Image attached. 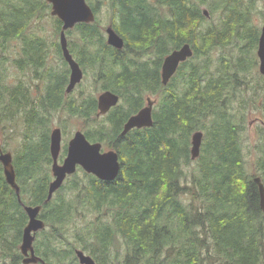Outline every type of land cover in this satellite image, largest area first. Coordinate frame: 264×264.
<instances>
[{
  "label": "trees",
  "instance_id": "16d2710c",
  "mask_svg": "<svg viewBox=\"0 0 264 264\" xmlns=\"http://www.w3.org/2000/svg\"><path fill=\"white\" fill-rule=\"evenodd\" d=\"M254 1L86 0L94 21L64 34L67 51L82 70L96 71L101 90L119 95L99 124L89 91L82 90L78 102L72 97L49 102L61 80L49 82L54 90L48 89L38 105L19 86L0 92V123L24 125L12 163L22 204L40 207L44 228L33 246L46 264H79L76 249L95 264H264V214L253 182L259 177L264 185V137L259 157L255 147L254 156L242 151L250 116L264 120L259 117L264 116L263 79L252 83L249 75L252 59L258 67L262 27L253 23ZM102 6L123 39L121 50L106 44L97 17ZM49 10L45 0H0L1 76L6 64L29 71L45 64L50 48L60 54L61 22ZM49 16L51 41L33 26ZM259 16L264 20L263 7ZM14 40L20 55L15 61ZM184 43L192 57L161 85L163 58ZM147 97L157 98L152 126L119 137L122 124ZM58 109L83 121L80 131L89 142L106 148L109 143L120 171L113 181H102L78 168L45 202L51 181L47 116ZM36 131L41 133L34 142ZM196 131L202 132V143L198 158L191 160ZM0 152L8 151L0 146ZM247 157L257 158L253 176ZM27 220L0 163V264H22L19 245Z\"/></svg>",
  "mask_w": 264,
  "mask_h": 264
},
{
  "label": "water",
  "instance_id": "95a60500",
  "mask_svg": "<svg viewBox=\"0 0 264 264\" xmlns=\"http://www.w3.org/2000/svg\"><path fill=\"white\" fill-rule=\"evenodd\" d=\"M51 5V16L57 17L62 22V31L60 33V45L63 56L69 64L70 77L66 86L65 93L71 92L76 84L80 83L83 78V71L79 65L72 59L66 48V39L64 32L72 29L79 23H91L95 16L86 3V0H45ZM264 10V2H263ZM205 16H208L206 10L203 11ZM106 44L121 50L123 48V39L114 31L111 26L105 29ZM193 50L188 43H184L178 49L167 54L161 66V83L166 85L168 80L176 72L180 63L191 58ZM256 55L259 60V72L264 76V21L261 27V33L258 39ZM98 116L104 115L108 110L117 105L119 101L118 95L111 91H103L98 95L97 99ZM154 101L147 98V105L140 109L136 114L130 116L123 126L121 135H125L131 129H141L151 127L152 107ZM203 134L201 131H196L191 135L190 159L195 160L200 153ZM61 148V133L58 128L50 133L49 152L52 159L51 172L53 180L49 183L47 197L45 202L49 201L53 193L60 188L66 177L75 173L77 166L87 173L95 176L102 181H113L119 171L120 162L115 151L109 150L101 152L102 146L99 142H89L85 135L77 130L73 133L71 139L67 143L66 156L61 164H58L57 159ZM0 163L2 165L3 174L6 183L13 189L16 194L18 203L23 207V210L28 218L26 225L22 231L21 243L19 250L22 258V264H46L34 252V240L38 231L44 228V222L38 218L40 207H32L22 204L19 196V187L16 183V173L12 163V155L10 152H0ZM253 182L256 184L259 194V208L264 214V185L259 177H254ZM74 254L79 264H95L94 260L80 249L74 250Z\"/></svg>",
  "mask_w": 264,
  "mask_h": 264
},
{
  "label": "rangeland",
  "instance_id": "374dc122",
  "mask_svg": "<svg viewBox=\"0 0 264 264\" xmlns=\"http://www.w3.org/2000/svg\"><path fill=\"white\" fill-rule=\"evenodd\" d=\"M263 1L264 0H255L253 4V15H252V18H254L253 23L256 26H259V28L263 22V17L259 16V11L262 8ZM96 2L97 0H92V3H96ZM97 17L101 22L102 29L105 34V29L107 28V26H111V16L109 13H107V11H105V7L102 6V9L98 12ZM33 26L35 28H41L40 34L43 35L46 39H49L50 41L52 40L53 33H54L53 32V29H54L53 18H50V16L45 17L39 21L33 22ZM50 49L52 51L50 53V58L47 63V69H49L52 73H56L58 70L61 69V65L59 64L57 67H55L54 63L57 61L54 60V56L56 55L54 54L53 48H50ZM5 69L6 71L4 73L6 74V76L4 77L0 75V92L1 93L3 92L5 87H7V85L9 87H12V80L14 81V83H17V81H21V79H24V77L21 76L20 74L16 75V72L12 70V65L6 64ZM94 74L97 75L96 71H89V72L84 71L82 82L80 83L78 90L75 89L74 91L75 93L73 94L76 95L77 93H79L80 95V92H82V90H86V91L91 92L93 97L97 99L98 95L103 92L101 90L102 81L97 80L96 76H93ZM249 75H252V78L250 77L252 83H258V78L260 77L258 73V67L256 70L255 69L252 70L249 73ZM27 77H28L27 84L32 86L31 91L36 92L37 95L39 93H42L43 90H39V88L38 89L35 88V85H38L42 89L41 82L31 80V77L29 74L27 75ZM260 92L264 94V90H260ZM68 97L70 96H65L64 99ZM254 116L255 115L252 114V116H250V119L248 120V127L244 134V143L242 146V151L247 152L251 150V154L252 156H254L255 153L253 151V148L255 147L257 149V153H256L257 157H259L262 154V152L258 149L260 146H262L261 144L262 141L259 139L261 137H264V126L263 127L259 126L260 122L259 120H257V118L255 119ZM259 117L264 118L262 113L260 114ZM47 118H48L50 133L56 128H59L60 132L62 133L61 145H64L72 137L73 133L76 130H83V121L80 120L79 117H75V118L67 117L65 113L62 112L60 109L56 110L55 112H50V115H48ZM103 119H104L103 116H97L94 123L99 124L103 121ZM23 130H24V125H22L20 121L15 122L14 127H13V123L11 122L0 123V146H4L6 151L12 154L14 152L15 154V150L18 148L20 142L22 141L21 132ZM40 133L41 131H39V133L38 131L35 132L34 139L36 142L38 141V137H39L38 135ZM104 149H107V148L104 147ZM256 159L257 158L255 157L246 158V161L248 164L246 165L247 171H248V174H251L252 176L254 174V167H255V166L252 167V163Z\"/></svg>",
  "mask_w": 264,
  "mask_h": 264
},
{
  "label": "flooded vegetation",
  "instance_id": "af4514ba",
  "mask_svg": "<svg viewBox=\"0 0 264 264\" xmlns=\"http://www.w3.org/2000/svg\"><path fill=\"white\" fill-rule=\"evenodd\" d=\"M49 4V3H48ZM50 5V4H49ZM50 11H51V5H50V10H49V13H50ZM50 16H51V14H50ZM51 17H54V18H57V17H55V16H51ZM58 19V18H57ZM59 20V19H58ZM60 21V20H59ZM264 21V20H263ZM61 22V21H60ZM60 31H59V34H58V43L60 44V33H61V31H62V22H61V25H60ZM73 29V28H72ZM38 30V29H37ZM70 30V29H69ZM66 39V48H67V45H68V37H66L65 38ZM14 50H13V54H12V59L15 61L20 55H18V52H19V48H16L18 45H19V42L17 41V40H14ZM60 54H56V53H54L56 56H54V60L55 61H57V62H55L54 64H55V67H57L59 64L61 65V69L60 70H58L56 73H52L49 69H47V63H48V60H49V58H50V55H49V58H47L46 60H45V64H43L42 66H40L39 68H35V69H33L32 68V70H29V71H27L28 70V68H26L24 71H21V70H19V67L18 66H14L13 64V66H12V70L13 71H15L16 72V75H18V74H20L21 76H23L24 77V79H21V81H17V83H14V81L12 80V86H19V87H21V88H24V89H26L27 90V92H26V94H27V97L29 98V100L30 99H32L33 100V104H35V105H38L39 103H41V102H44V100L43 99H45L46 97H47V95H48V89H51V90H54V88H52V87H50L49 86V82L50 81H54L55 79L56 80H61V82L59 83L58 82V84H57V86H56V95L53 97V98H51V101H49V102H55V101H57L59 104L61 103V102H63V100H65L64 98H65V96H70V97H72V99H74V101H76V102H78L79 101V93H77L76 95L75 94H73V93H75L74 91H75V89L76 90H78V87H79V84L82 82H80V83H78V84H76L75 85V87L71 90V92H69V93H65V89H66V86H67V84H68V82H69V77H70V68H69V64H68V62L65 60V58H64V56H63V53H62V49H61V45H60ZM257 48V47H256ZM68 49V48H67ZM69 52V51H68ZM69 54L71 55V57H72V59L79 65V62L77 61V57L74 55V54H72V53H70L69 52ZM256 57H257V55H256ZM164 59V58H163ZM257 60H258V57H257ZM162 63H163V60H162V62H161V64H160V68H159V76H160V80H161V66H162ZM64 64H65V66H64ZM257 64H258V66H259V60L257 61ZM79 67H80V65H79ZM65 68L67 69V74H65ZM81 68V67H80ZM82 69V68H81ZM256 70L257 68H256V66H255V62H254V59H252V65H251V68H250V70H249V73L252 71V70ZM259 70V69H258ZM83 71V76H84V70H82ZM177 71V70H176ZM176 73V72H175ZM174 73V74H175ZM258 73H259V75H260V77L259 78H261V79H263V80H261L260 82H262L263 84H261L262 85V87H264V76L262 75V74H260V72L258 71ZM30 75V77H31V80H34V81H40L41 82V84H42V89H41V87L40 86H38V85H35V88H39V90H43V92L42 93H39L38 95H37V93L36 92H34V91H31L32 90V86H30V85H28L27 84V80H28V77H27V75ZM174 74H173V76L168 80V82H167V84L171 81V79L174 77ZM48 75H50L51 77H48ZM252 78V77H251ZM250 78V79H251ZM12 79H13V77H12ZM83 79V78H82ZM166 84V85H167ZM64 87H63V86ZM161 85H162V83H161ZM166 85H163V86H166ZM13 87V88H14ZM62 87L64 88L63 89V92L64 93H62L61 92V89H62ZM109 91V90H108ZM55 92V91H54ZM114 93V92H113ZM17 94V93H16ZM116 94V93H115ZM116 95H118V94H116ZM38 96V97H37ZM119 96V95H118ZM147 98H150V100L151 101H154V104L157 102V98L156 97H154V98H152V97H147ZM147 98H146V100H145V105L143 106V107H145L146 105H147ZM120 99V98H119ZM97 102V101H96ZM119 102V101H118ZM154 104H153V106H154ZM115 107V106H114ZM143 107H141V109L143 108ZM51 109H53V107L51 108ZM113 109V107L112 108H110L109 110H108V114L111 112V110ZM152 109H153V107H152ZM140 110V109H139ZM139 110H137L135 113H133L132 115H134V114H136ZM106 113V114H107ZM105 115V114H104ZM104 115H99V116H104ZM132 115H130V116H132ZM98 116V110H97V113H96V117ZM129 116V117H130ZM16 117H19V116H16ZM128 117V118H129ZM128 118L126 119V121L128 120ZM256 119V118H255ZM259 119V122H260V125L259 126H261V127H263L264 126V120L263 119H261V118H258ZM257 119V120H258ZM125 121V122H126ZM125 122L122 124V126H121V129H120V131H119V133H118V136L119 137H124L128 132H130L131 130H135L136 128H134V129H131L130 131H128L125 135H121V131L123 130V126H124V124H125ZM250 124H252V123H250ZM247 127H248V123H247ZM54 129V128H53ZM59 129V128H58ZM77 131V130H76ZM82 132V131H81ZM61 133V132H60ZM83 133V132H82ZM61 135H62V133H61ZM62 137V136H61ZM71 139V138H70ZM69 139V140H70ZM68 140V141H69ZM33 141L35 142V139H34V136H33ZM68 141L66 142V146H67V143H68ZM49 143H50V140H49ZM91 143H93V142H91ZM100 143V142H99ZM101 144V146H102V149H101V152H104V151H109V150H113V151H115L112 147H110L109 146V143H108V147H107V149H104V146L102 145V143H100ZM106 148V147H105ZM62 151H63V145H61V148H60V152H59V156H58V159H57V162H58V164H61L62 163V161H63V159H64V157L66 156V154H65V156L63 157L62 156ZM66 151H67V147H66ZM116 152V151H115ZM117 153V152H116ZM118 155V154H117ZM12 159H13V156H12ZM118 160H119V156H118ZM13 162V161H12ZM52 159H51V163H50V165H49V173H50V175H51V181L53 180V176H52V172H51V166H52ZM119 162H120V160H119ZM78 168H80L81 169V167H79V166H77V168H76V171H77V169ZM82 170V169H81ZM75 171V172H76ZM83 171V170H82ZM84 172V171H83ZM71 176V175H70ZM69 177V176H68ZM68 177H66V179L68 178ZM95 177V176H94ZM65 179V180H66ZM64 180V181H65ZM50 181V182H51ZM49 182V183H50ZM64 183V182H63ZM48 186H49V184H48ZM47 191H48V189H47ZM37 234V233H36Z\"/></svg>",
  "mask_w": 264,
  "mask_h": 264
}]
</instances>
